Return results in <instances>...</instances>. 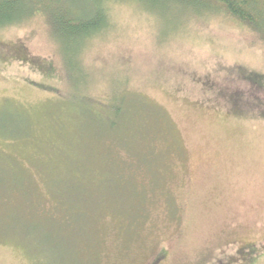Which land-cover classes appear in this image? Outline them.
<instances>
[{"label":"rangeland","instance_id":"374dc122","mask_svg":"<svg viewBox=\"0 0 264 264\" xmlns=\"http://www.w3.org/2000/svg\"><path fill=\"white\" fill-rule=\"evenodd\" d=\"M103 6L81 47L35 5L0 28V264H264L262 33Z\"/></svg>","mask_w":264,"mask_h":264},{"label":"trees","instance_id":"16d2710c","mask_svg":"<svg viewBox=\"0 0 264 264\" xmlns=\"http://www.w3.org/2000/svg\"><path fill=\"white\" fill-rule=\"evenodd\" d=\"M57 0H0V28L15 24L18 19L16 13L21 5L27 7V17L37 9H48L52 16L51 25L54 33L67 49L71 44L82 42L80 47L97 33L108 26V10L103 6L106 0H98L99 5L94 15H78L76 11L64 7L56 8ZM150 11H156L168 4L175 3L183 6L201 8L208 5H218L237 21L251 26L262 33L264 38V0H134ZM35 9L37 6V9ZM30 6V7H29ZM24 8V9H25ZM34 10V11H33ZM23 12H21L23 14Z\"/></svg>","mask_w":264,"mask_h":264}]
</instances>
